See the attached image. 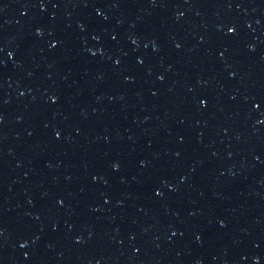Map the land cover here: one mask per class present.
Listing matches in <instances>:
<instances>
[{
  "label": "water",
  "instance_id": "obj_1",
  "mask_svg": "<svg viewBox=\"0 0 264 264\" xmlns=\"http://www.w3.org/2000/svg\"><path fill=\"white\" fill-rule=\"evenodd\" d=\"M0 264H264V0H0Z\"/></svg>",
  "mask_w": 264,
  "mask_h": 264
}]
</instances>
